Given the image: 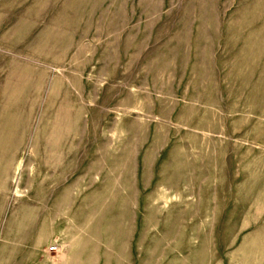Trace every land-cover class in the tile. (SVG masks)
<instances>
[{
	"label": "rangeland",
	"instance_id": "obj_1",
	"mask_svg": "<svg viewBox=\"0 0 264 264\" xmlns=\"http://www.w3.org/2000/svg\"><path fill=\"white\" fill-rule=\"evenodd\" d=\"M0 264H264V0H0Z\"/></svg>",
	"mask_w": 264,
	"mask_h": 264
},
{
	"label": "built area",
	"instance_id": "obj_2",
	"mask_svg": "<svg viewBox=\"0 0 264 264\" xmlns=\"http://www.w3.org/2000/svg\"><path fill=\"white\" fill-rule=\"evenodd\" d=\"M53 250H55L56 248L55 247H52Z\"/></svg>",
	"mask_w": 264,
	"mask_h": 264
}]
</instances>
